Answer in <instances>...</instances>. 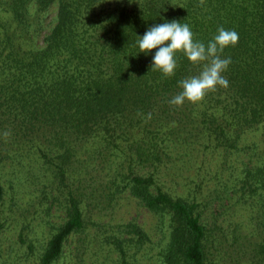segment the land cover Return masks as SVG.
<instances>
[{
	"label": "trees",
	"instance_id": "obj_1",
	"mask_svg": "<svg viewBox=\"0 0 264 264\" xmlns=\"http://www.w3.org/2000/svg\"><path fill=\"white\" fill-rule=\"evenodd\" d=\"M172 20L205 44L220 26L239 36L222 53L231 57L229 86L197 104L169 100L202 64L177 52L175 74L165 77L151 69L157 49L139 52L138 36ZM193 148L222 158L218 176L231 155L243 154L239 189L261 209L250 232L228 236L209 223L202 181L187 196L173 192L166 174ZM27 160L67 189L66 218L37 264H65L72 252L71 264H97L85 257L100 235L87 206L107 211L125 194L156 215L162 264H264V0H0V172ZM5 219L0 210V239ZM117 227L101 246L112 245L118 260L99 264H133L152 240L136 221ZM20 241L27 243L23 234Z\"/></svg>",
	"mask_w": 264,
	"mask_h": 264
},
{
	"label": "rangeland",
	"instance_id": "obj_2",
	"mask_svg": "<svg viewBox=\"0 0 264 264\" xmlns=\"http://www.w3.org/2000/svg\"><path fill=\"white\" fill-rule=\"evenodd\" d=\"M260 147H263L262 142ZM252 157L257 158L254 153ZM229 160L222 166L218 176L217 164H220L222 158L218 154L204 155L193 148L177 160L176 171H169L165 177L173 192L184 196L190 193L191 187L195 186L196 190L197 182L202 181L198 183V196L209 204L205 218L211 225H217L219 230L226 231L228 236L230 232H250L253 228L251 223L258 222L261 212L257 202L250 199L249 195L243 197L242 190L239 189L242 184L237 182V177L242 171L245 157L236 153ZM201 162H204V168L199 171L198 165ZM25 163L24 167H17L16 171L12 164H8L3 170L6 175L0 172V180L6 193L0 199V210L6 218V229L0 239V264H37L49 234L67 215L65 186L54 178L52 171L47 170L43 163L35 160H27ZM220 178L221 182L218 181ZM202 179L205 180L204 183ZM87 209L96 222L91 225L92 232L97 230L100 234L94 244L90 242L91 246L87 247V262L99 264L106 260L110 263L117 261L119 254L112 245L101 246L103 236L109 235L111 230H121L117 227L119 225L136 221L149 231L152 240L145 243L141 250L137 249L135 258L132 256L133 264H162L159 249L166 240L162 238L158 219L140 206L137 200L125 194L119 204L110 210L98 212V208H94L92 203L88 204ZM105 228L108 232L102 234ZM22 234L27 243H21ZM79 238V235L72 238L74 245L79 243ZM29 243L33 244V249L29 247ZM72 256L73 252L68 254L65 264H71Z\"/></svg>",
	"mask_w": 264,
	"mask_h": 264
},
{
	"label": "clouds",
	"instance_id": "obj_3",
	"mask_svg": "<svg viewBox=\"0 0 264 264\" xmlns=\"http://www.w3.org/2000/svg\"><path fill=\"white\" fill-rule=\"evenodd\" d=\"M199 3L203 6L204 0H199ZM238 40L235 30L220 26L217 34L205 44L194 40L188 24L172 20L149 27L143 36H138L137 45L139 52L145 54L157 49L152 57L151 69L160 71L165 77L175 74L177 52L183 53L194 65L202 64L197 75L179 81L182 90L169 100L170 105L182 106L186 100L197 104L203 101L207 93L229 86L223 73L230 65L231 57L222 58V53L226 47L235 46Z\"/></svg>",
	"mask_w": 264,
	"mask_h": 264
}]
</instances>
